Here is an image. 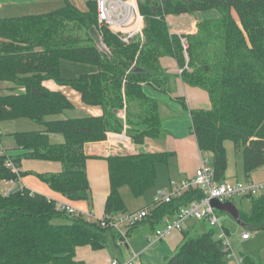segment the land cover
I'll return each mask as SVG.
<instances>
[{
    "label": "trees",
    "instance_id": "16d2710c",
    "mask_svg": "<svg viewBox=\"0 0 264 264\" xmlns=\"http://www.w3.org/2000/svg\"><path fill=\"white\" fill-rule=\"evenodd\" d=\"M86 7L80 11L63 0L61 8L46 14L0 19V82L13 85L11 94L0 95V122L25 119L44 129L8 135L22 154L0 155V183L24 176L22 160L53 162L60 164V172L37 177L69 202L87 200L85 144L123 131L135 145L159 137L160 105L143 86L164 95L171 92L174 77L162 69V57L174 59L181 81L209 98L210 108L191 110L190 120L198 149L210 155L215 180L226 182V140L241 153L246 181L264 165V0H138L142 39L129 44L98 25L94 0ZM206 13L210 14L197 22L195 34L182 36L184 49L181 37L170 34L165 18ZM95 28L108 52L94 42ZM62 61L90 65L97 72L65 79ZM45 81L75 91L85 106L100 108L101 116L53 119L74 106L62 92L46 88ZM119 111L125 112L124 120ZM52 134L62 136L63 143L52 144ZM171 157L134 153L107 158L110 192L104 216L127 213L120 190L127 187L133 198H140L154 186L157 166L167 165ZM8 159L18 175L5 167ZM202 198L201 192L190 189L154 207L144 222L155 229L163 217ZM242 199L250 206L247 212L238 209L242 229L263 230L264 196ZM58 220L67 222L56 224ZM107 235L116 238L95 221L57 212L53 202L31 196L25 188L0 194V264H84L74 261L75 248L102 250ZM216 236L215 228H209L187 238L164 264H230ZM243 259L244 264H258L254 258Z\"/></svg>",
    "mask_w": 264,
    "mask_h": 264
},
{
    "label": "crops",
    "instance_id": "0c3cea01",
    "mask_svg": "<svg viewBox=\"0 0 264 264\" xmlns=\"http://www.w3.org/2000/svg\"><path fill=\"white\" fill-rule=\"evenodd\" d=\"M68 1L80 11L86 10L85 4L88 0H85L84 7L83 5H79V3L75 0ZM42 2L43 1L40 0H0V19L36 16L38 14H33L34 12L32 11L37 6H41ZM45 3H49V1L46 0ZM20 8H24V11H28L26 12L28 14L23 13L18 17L2 16V13H6L5 15H9L8 13L11 14L12 12L18 13ZM203 18L202 14H183L179 16H167L165 20L169 27L170 34L180 36L181 39H184L182 36L193 35L197 32V22ZM132 40H135V38ZM160 65L168 75L174 77L171 83V92L164 95L154 91L148 86H143L146 95L150 98L158 100L159 102V113L161 119L160 135L157 139L147 138L144 140L143 144L135 145V153H170L172 154V157L168 160L167 165L157 166V178L154 186L152 187V196L150 201L135 210L128 209L126 206L128 213L150 208L157 193L170 189L172 186L179 184L182 180L191 179L196 174L202 160L210 158L209 154L202 153L198 149L196 139L192 134L190 120L191 110L208 108L209 102L207 94L204 91L188 86L181 81L179 77L181 71L176 61L171 57H162L160 59ZM96 72L97 69L93 67V69H89V72L80 74V76L91 75ZM4 84L5 85L2 86H9L8 92H6L7 95L11 94L13 85L9 83ZM43 85L51 91L62 92L71 101L74 109L68 111H73L76 115L79 114L78 116L71 118L101 116L102 111L100 108L85 106L80 101V96L70 88L59 86L53 81H45L43 82ZM0 95L4 96L2 94ZM64 113L53 119L70 118ZM117 115L121 119H125L124 111L117 112ZM13 121L16 122L17 120ZM43 130V127L39 126V129L29 131ZM20 132L28 131L15 130V132L6 134L7 137H4L0 132V154H6L10 157H16L22 154V151L14 146L13 139L8 136L9 134ZM122 133H108L106 140L102 142L87 143L84 145L83 151L86 156L85 170L90 186L87 200L69 202L60 194L52 191L47 184L42 182L37 177V175L58 173L61 170V166L58 163L39 160H22L20 171L24 173V176L17 182H1L0 194L2 192V194L5 195L8 191L15 188L24 187L25 189L30 190L35 194L44 196L47 199L68 203L85 213H92L94 215V219L101 218L104 216V205L110 192L108 165L106 159L114 155L126 154L120 151L121 144L119 138ZM49 139L52 144H62L64 141L62 136L54 134L50 135ZM237 181H246L242 173V160L241 166L239 169L237 168L234 170V172H230L227 166L226 182L234 183ZM247 181L253 183H264V165L253 171ZM260 196H264V191ZM145 225L148 226L149 229H147L146 233L141 236V233L135 231V229ZM207 225L208 224L204 221L196 222L194 220H189L186 222L183 231L174 232L166 239L149 246L148 241L152 236L154 229L148 222H143L130 232L127 244L124 247H118L116 241L117 239H114V244L118 249H126L125 252L120 251L121 259L111 255L110 252L104 248L98 252L87 249L83 250V257H85L83 260H85L87 264H110L112 260L126 262L134 253L138 254V259L134 262V264H164L166 259L175 254L178 247L182 244L185 234L194 235L200 233L202 232L201 229ZM244 232L245 231L243 230L241 234ZM241 234L234 242L238 244V247L243 245L244 251L245 253H248V255H243L242 253H239L238 255L242 257L254 258L257 260L258 264H264V229L256 232H249V238L246 240L241 239Z\"/></svg>",
    "mask_w": 264,
    "mask_h": 264
},
{
    "label": "built area",
    "instance_id": "2783aa9c",
    "mask_svg": "<svg viewBox=\"0 0 264 264\" xmlns=\"http://www.w3.org/2000/svg\"><path fill=\"white\" fill-rule=\"evenodd\" d=\"M95 4L97 22L100 27H105L124 44H129L136 37L142 39L144 19L139 12L137 0H95ZM181 43L185 49L186 41L181 39ZM119 140L121 152L126 154H134L136 152L135 144L125 135L124 131ZM5 167L18 175L19 170L14 167L9 159L5 162ZM190 189L201 192L203 198L180 208L173 215L163 217L148 241L149 246L166 239L174 232L183 231L186 222L189 220L196 222L204 221L210 228H217V237L221 243L222 253L228 263L244 264L243 257L234 252L229 235L219 225L216 210L210 206V201L217 199L221 202H226L233 198L258 197L264 191V183H253L250 181L218 183L214 178L213 169L209 165L207 158L202 160L196 174L191 179L182 180L170 189L157 193L153 199L152 206L148 209L94 219L92 213H85L68 203L47 200L53 202L57 212L66 214L71 218H83L87 222L95 221L102 229H111L116 234L118 247H124L127 244L129 232L143 223L154 207L169 203ZM29 193L31 196L35 194L30 190ZM248 238V232L241 234L242 240ZM137 259L138 254L133 253L131 258L126 262L112 260L110 264H134Z\"/></svg>",
    "mask_w": 264,
    "mask_h": 264
},
{
    "label": "rangeland",
    "instance_id": "374dc122",
    "mask_svg": "<svg viewBox=\"0 0 264 264\" xmlns=\"http://www.w3.org/2000/svg\"><path fill=\"white\" fill-rule=\"evenodd\" d=\"M19 1H21V0H19ZM40 1H43L41 3L42 5L34 8L32 11V12H34L33 14H38V15L45 14V13L54 11L58 8H61L63 6L62 0H47V1H49V3H45L46 0H40ZM75 1H77V3H79V5H83V7H84L85 0H75ZM137 3H138V0H137ZM18 11H19L18 13H14V12H12L11 14L8 13L9 15H5L6 13H2V16L18 17V16H21L23 13L28 14V13H26L28 11H24V8H20V10H18ZM139 12H140V10H139ZM140 14H141V12H140ZM208 14H210V13L203 14V16L208 17ZM94 33L96 35L94 42L104 52H108L106 49V46L102 43V39H101L99 32L96 28L94 29ZM135 39L141 40L140 37H136ZM1 40L2 39L0 38V41ZM89 69H93V67L87 66V65H82V64H73V63H68V62H63V61L61 62V76H62V78H65V79L78 78L80 76V74H85V73L89 72ZM2 85H5V84L1 83L0 92H2V93H0V94L5 96V95H7L6 92H8L9 86H2ZM208 102H209L208 108L202 109V110H208L210 108L209 98H208ZM64 114L70 118L76 117L79 115V114L76 115L75 112H73V111H71V112L66 111ZM35 129H39V126L28 121V120H25V119H20V120H17L16 122H14L13 120L12 121H6V122H0V132L3 134L4 137H7L6 134H8L10 132H15V130L29 131V130H35ZM224 146L227 150V159H228L227 166H228V169L230 172H234V170H236L237 168L239 169V167L241 166V153L235 149L233 142H231L229 140L225 141ZM206 156H208V155H206ZM208 160H209V165L212 167L211 158H209ZM240 182H243V181H240ZM9 192L10 191H8L5 195L9 194ZM120 193H121L123 200L126 203L127 208L135 210V209L140 208L141 206H144L145 204H147L148 201H150V198L152 196V188L147 190L143 196H141L140 198H137V199H135L131 196L127 187L122 188L120 190ZM1 194H2V192H1ZM230 201L233 202V204L239 210H241L243 212H247L249 207H250L247 200H243L240 198H233ZM216 214H217L219 225L222 228H224V230H226V232L229 234L230 242H231V245H232L234 252L237 255L239 253H242L243 255H248V253H245L243 245L238 247V244L234 242L236 240V238L240 237V234L243 231L242 227L236 221H234V219H232L228 214L222 213L219 211H216ZM55 222H56V224H65L67 221L66 220H58ZM147 229H149V227L145 225L143 227L136 228L135 231H138L139 233H141V236H143L146 233ZM208 229H209V226L207 225L201 229L202 232H200V233H197L194 235L185 234L183 237V241H185L187 238H193L197 235H201L202 233H204L203 231H207ZM215 230L217 231V228H215ZM106 239H107V241H106L105 249H107V251H109L111 255L118 257V259H121L120 251L125 252L126 249H124V248L118 249L114 244V239L110 235H107ZM217 239H218V237H217ZM85 249L92 251L91 248H89L88 246H80V247L75 248L74 258H73L75 262H83L84 264H87L86 261L83 260V258H85V257H83L82 251ZM94 252H98V251H94Z\"/></svg>",
    "mask_w": 264,
    "mask_h": 264
},
{
    "label": "water",
    "instance_id": "95a60500",
    "mask_svg": "<svg viewBox=\"0 0 264 264\" xmlns=\"http://www.w3.org/2000/svg\"><path fill=\"white\" fill-rule=\"evenodd\" d=\"M210 206L216 211L228 214L234 221L243 227V224L239 221L238 208L231 201L221 202L217 199H213L210 201Z\"/></svg>",
    "mask_w": 264,
    "mask_h": 264
}]
</instances>
